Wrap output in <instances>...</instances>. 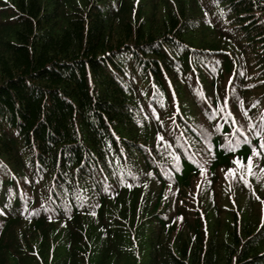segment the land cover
Listing matches in <instances>:
<instances>
[{
  "label": "trees",
  "instance_id": "obj_1",
  "mask_svg": "<svg viewBox=\"0 0 264 264\" xmlns=\"http://www.w3.org/2000/svg\"><path fill=\"white\" fill-rule=\"evenodd\" d=\"M213 1L0 0V264H264V0Z\"/></svg>",
  "mask_w": 264,
  "mask_h": 264
},
{
  "label": "snow or ice",
  "instance_id": "obj_2",
  "mask_svg": "<svg viewBox=\"0 0 264 264\" xmlns=\"http://www.w3.org/2000/svg\"><path fill=\"white\" fill-rule=\"evenodd\" d=\"M262 147H264V145H262ZM253 155H258V153L255 150H253ZM251 160H252V157L249 156L248 157V161H249V171L251 170ZM234 163H240V162L239 161H234Z\"/></svg>",
  "mask_w": 264,
  "mask_h": 264
},
{
  "label": "bare ground",
  "instance_id": "obj_3",
  "mask_svg": "<svg viewBox=\"0 0 264 264\" xmlns=\"http://www.w3.org/2000/svg\"><path fill=\"white\" fill-rule=\"evenodd\" d=\"M73 116V115H72ZM77 123V122H76ZM76 128V127H75Z\"/></svg>",
  "mask_w": 264,
  "mask_h": 264
}]
</instances>
